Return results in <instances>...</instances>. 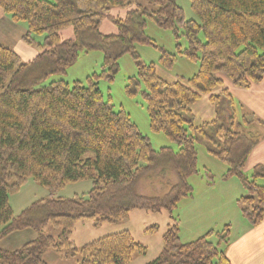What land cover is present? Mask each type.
<instances>
[{
  "label": "trees",
  "instance_id": "obj_1",
  "mask_svg": "<svg viewBox=\"0 0 264 264\" xmlns=\"http://www.w3.org/2000/svg\"><path fill=\"white\" fill-rule=\"evenodd\" d=\"M191 2L200 24L185 21L175 0H0V9L12 22L26 24L23 43L37 50L35 58L24 63L16 51L0 45V242L23 231L37 233L18 249L0 248V264H48V251L65 260L80 256L78 264H129L147 249L128 231L81 249L71 236L79 221L115 223L128 219L135 209L170 214L163 249L147 264H232L226 254L230 225L216 234L217 243L212 231L182 243L179 220L172 216L182 199L193 196L188 178L198 174L197 143L228 165L225 180L237 178L247 191L238 200L243 219L251 227L263 223L264 185L258 181L264 179V166L254 167L251 178L245 173L263 136L252 126L254 116L247 120L251 116L245 114L243 121L237 120L236 102L228 89L215 91L226 78L242 88L262 82L264 0ZM113 9L126 13L113 16ZM106 19L117 27L116 34L101 33ZM148 21L165 30L183 28L189 47L179 53L200 61L195 76L169 82L154 64L141 62L136 45H153L146 35ZM68 28L73 31L71 39L61 35ZM38 36L44 39L36 43ZM94 49L104 51L103 74L110 80L118 72V60L133 55L137 76L129 78L127 93L135 95L144 84L151 130L164 133L177 144V151L154 150L130 115L115 111L105 100L98 76L87 85L77 81L71 86L61 80L31 89L51 75L65 74L81 52ZM176 59V54L164 50L160 63L168 69ZM204 96H209L215 118L197 124L193 106ZM159 170H170L177 183L169 184L160 197L140 194L141 181ZM29 179L50 192L82 180H91L93 188L87 196L42 199L14 216L9 195ZM48 225L61 230L58 238L42 233Z\"/></svg>",
  "mask_w": 264,
  "mask_h": 264
},
{
  "label": "rangeland",
  "instance_id": "obj_2",
  "mask_svg": "<svg viewBox=\"0 0 264 264\" xmlns=\"http://www.w3.org/2000/svg\"><path fill=\"white\" fill-rule=\"evenodd\" d=\"M175 1L183 10L185 21L201 23L199 16L192 7L191 0ZM125 13L126 10L119 9H113L110 12L113 16L121 17ZM100 31L104 35H112L117 33V27L109 19H106L102 22ZM183 32L182 27H179L178 31L165 30L153 21H148L146 35L152 39L153 45H136V52L140 56L141 62L143 64H154L158 74L169 82H176L182 79L188 80L195 76L200 68L199 60L190 59L179 53V51L184 52L189 47V41ZM25 33L23 31L21 36L19 28H16L15 31H5V40L0 38V45L12 47L11 49L19 53L20 56L23 55L22 60L27 63L34 59L27 60L29 59L26 56L27 50L31 52V50H36V48L28 47L23 43L22 37ZM61 35L65 39L73 38L72 28L63 30ZM35 39L36 43H38L42 42L44 37L38 36ZM200 39L204 40L202 34ZM21 48L24 50H21ZM164 50L177 55L176 61L168 69L164 68L160 63L162 51ZM118 64V72L114 75L113 80H110L103 74L105 69L104 51L99 49L90 50L88 53L83 51L79 54L76 63L69 67L65 74L51 75L47 79L37 82L31 89L48 88L52 83L61 80L71 86L77 81L87 85L90 78L95 79L98 76L99 87L105 100L111 103L115 111L123 110L130 115L131 120L137 125L140 132L148 138L154 150L158 151L163 147H169L177 151V144L171 141L164 133H156L151 130L147 104L144 98V84H141L135 95L131 96L127 93L126 87L129 78L137 76V66L133 55H123L118 60ZM219 77L225 78L222 75H219ZM225 81L227 85L230 80L226 78ZM243 105L246 106L244 103ZM245 110L242 112L241 107L237 105V113L239 114L237 120L243 121L244 115L250 114L251 117L247 118V120H251L252 116H254L255 121L252 126L259 132L263 131L264 127L260 126L256 121L262 119L260 121L264 123V118H259L253 112ZM196 149L198 152V174L188 178V182L193 189V196L182 199L172 213V216L179 220L180 240L182 243H188L212 231L215 234L212 237V241L217 243L216 234L221 233L229 225L232 230L231 237L235 238L242 227L238 200L247 195V191L237 178L224 179L228 165L220 159L211 156L204 144L197 143ZM246 172L247 176L251 178L253 170ZM177 181V176L170 170H159L151 173L141 181L139 193L148 197H160L168 192L169 184H175ZM258 183L264 185V179L259 180ZM92 188L93 182L91 180H82L69 183L55 192H50L46 187L29 179L17 192L9 195L8 202L14 216H19L33 203L42 199H70L75 196H87ZM170 224V214L167 211L155 213L143 209H135L131 211L128 219L115 223L96 225L94 220L79 221L76 224L71 240L78 249H81L85 245L101 238L128 231L135 242L147 249L145 255H135L129 264H147L156 259L162 251L163 236ZM151 228H157V230L151 232L149 231ZM42 233L58 238L61 230L53 225H48L42 228ZM31 235L36 237L37 233L35 231H24L21 234L13 235L14 237L1 241L0 248L6 250L18 249L28 242ZM21 236L22 239H20ZM45 259L48 264H78L80 256L65 260L53 251H48Z\"/></svg>",
  "mask_w": 264,
  "mask_h": 264
},
{
  "label": "crops",
  "instance_id": "obj_3",
  "mask_svg": "<svg viewBox=\"0 0 264 264\" xmlns=\"http://www.w3.org/2000/svg\"><path fill=\"white\" fill-rule=\"evenodd\" d=\"M26 27H27L26 24L23 23L15 24L14 22H12L0 9L1 39L5 40V36H4L5 31L7 32L10 30L15 31L16 28H19L20 34L22 36L23 31L26 32ZM21 50L24 49L21 48ZM26 54H27L26 56L29 58L27 60H31L35 58V56L37 55V51L31 50L30 52L27 50ZM20 57L22 59L23 55H21ZM225 82L226 81L224 79V86L221 89L216 90L215 94L219 93L223 88L228 89V91L231 93V95L233 96L236 102V113H237V105H239L242 109V112L246 109L245 111L253 112V114H255L256 116L258 115L259 118H264V78L262 82L253 84L250 88H242L235 86L230 81H228L226 85ZM243 103L247 107L244 106ZM193 115L195 117V122L197 124L211 121L215 118V108L209 101V96H204L199 102H197L193 106ZM238 115L239 114L237 113V116ZM253 131L255 132L256 130ZM255 133H257V131ZM258 134H262L263 137L255 145L249 156L245 168L246 175H247L246 171H251L256 166L258 165L264 166V130ZM240 221H241L240 223L242 229L240 228V231L235 238L231 237V243L226 253L227 257L229 258L232 264H264V221L261 225L257 227H251L243 219L242 215L240 216ZM23 232H19L17 234H21ZM34 238L35 236L31 235L28 241ZM20 239H22V236L20 237Z\"/></svg>",
  "mask_w": 264,
  "mask_h": 264
}]
</instances>
